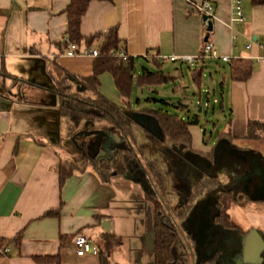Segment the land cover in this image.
I'll return each mask as SVG.
<instances>
[{
    "label": "crops",
    "instance_id": "0c3cea01",
    "mask_svg": "<svg viewBox=\"0 0 264 264\" xmlns=\"http://www.w3.org/2000/svg\"><path fill=\"white\" fill-rule=\"evenodd\" d=\"M202 1L91 0L82 16L80 33L84 37L101 36L89 45L84 40L76 43L77 49L98 50L102 35L116 28L121 50L135 60L131 95L123 98L107 71L98 77L97 92L127 108L132 116L143 114L137 145L147 158L154 156L143 148L142 139L165 143L159 146L163 152L173 147L199 157H220L225 168L219 178L225 183L242 181V175L233 171L234 163H229L231 147L264 170V141L247 138L248 121L264 123V64L256 60L264 54V5L241 0L245 20L236 23L231 20L233 0H208L212 7L208 41L219 55L250 66L246 80L232 79L228 63L220 59L186 63L153 56H196L201 51L206 27L193 3ZM68 3L0 0V241L9 246V253L0 255V264H101L98 253L75 254L72 241L78 233L85 234L97 250L102 234L120 237L121 243L112 249L107 264H152L147 245L152 215L148 220V202L140 182L115 171L100 175L89 165L83 171L75 170L62 183L59 180V163L82 153L80 140L95 141L99 152L102 143L111 139L106 155L123 141L108 123L75 122L60 114L57 107L58 97L51 89L57 80L68 81L71 90L80 96L94 97L92 91L81 86L79 78L92 75L95 57L65 54L69 43L65 12ZM150 49L152 54L148 55ZM145 70L160 71L170 80L140 85L137 77ZM187 76L196 90L191 91L192 82H181ZM205 80L207 87L211 84L213 91H218L216 103L220 108H228L225 126L213 123L208 135L199 114L189 109L187 102L190 98L193 105H211L209 92L202 88ZM169 86L172 94L167 93ZM137 90L151 92L153 96L147 100L161 106L149 108L137 96ZM167 106L182 112H170L164 108ZM158 109L197 120L188 125L189 144L164 141L147 112ZM223 140L228 146L222 145L220 148L225 150L219 153L216 145ZM66 141H74L77 154L62 149ZM162 170L165 173L163 165ZM245 184L250 192L228 203L227 232L238 231L243 236L254 230L264 237V180L253 175ZM49 211L54 213L47 214Z\"/></svg>",
    "mask_w": 264,
    "mask_h": 264
},
{
    "label": "trees",
    "instance_id": "16d2710c",
    "mask_svg": "<svg viewBox=\"0 0 264 264\" xmlns=\"http://www.w3.org/2000/svg\"><path fill=\"white\" fill-rule=\"evenodd\" d=\"M91 0H69L65 9L67 14V40L70 42L80 43L82 40L89 45L95 38L101 34L84 37L80 33V22L86 12ZM113 1V0H107ZM254 5H264V0H250ZM121 39L118 36L116 28L108 29L102 35V41L98 46V55L93 62V73L89 77L79 78L81 86L94 93V97H83L71 90V86L65 79L57 80L52 91L58 97V109L60 114L78 122L83 120L86 123L106 122L114 129L121 138L122 143L117 146L112 154H107L105 158L96 159L98 150L97 143L93 140H80L78 146L82 150L79 155L68 161L60 162L58 165V174L60 183L67 177L71 176L75 170H85L86 167L92 166L100 175L103 172L115 171L118 174H129L132 166H136L138 175L134 180L141 182L144 186V200L151 205L152 209V226L154 232V249L153 264H173L171 248L174 243V236L170 232L168 221L164 218L163 199L167 197L166 175L162 171V164L159 160L145 159L142 161L143 152L137 146V131L139 123L127 108L116 105L97 92L99 85V75L102 72H109L116 88L121 96L129 98L133 85V71L135 60L127 57L125 60L114 55V52L120 51ZM155 60V59H154ZM231 71V77L234 80H246L250 73V66L242 60H232L228 62ZM68 75V74H67ZM170 80V78L160 71L145 70L137 77V83L140 85L155 84ZM163 102H165L163 100ZM157 122L164 141L182 142L189 144L191 136L188 131V125L196 123L197 120L189 121L177 114L170 113L167 110H147ZM90 125H87V129ZM88 131V130H87ZM87 131L85 132L87 138ZM248 139H264V123L257 121H248L247 124ZM76 141V138H75ZM77 143V142H76ZM62 149L69 154H77L74 141L62 143ZM90 148L92 150H90ZM88 150L94 152L88 153ZM248 171L241 170L239 173L244 174ZM217 179L205 178L199 182L195 188L194 195H199L204 189H213ZM230 195H228L229 199ZM227 204H225L223 215L227 220ZM49 211L47 214H53ZM229 225V222H225ZM121 243L120 237L113 234H102L98 255L101 264H107L108 256L112 249ZM0 244H6L1 240Z\"/></svg>",
    "mask_w": 264,
    "mask_h": 264
},
{
    "label": "flooded vegetation",
    "instance_id": "af4514ba",
    "mask_svg": "<svg viewBox=\"0 0 264 264\" xmlns=\"http://www.w3.org/2000/svg\"><path fill=\"white\" fill-rule=\"evenodd\" d=\"M90 150L89 154L94 153ZM241 157L244 159L243 162L239 160L238 166L241 168H233L238 175H243L239 173L241 170L251 167V159L244 155ZM173 161L175 167L174 170L171 167L170 172L175 176H172V180L170 174L163 172L167 179L163 216L175 238L171 248L173 264H191V254H194L193 264L196 261L198 264H228V257L240 250L242 235L238 231L227 232L223 210L232 198L250 192L245 187V181L223 182L218 175L225 167L220 157L213 155L199 157L190 152L178 151ZM136 168L134 165L130 170L132 179L138 175ZM205 178H216L215 188L204 189L199 195H194L196 186ZM261 264H264V256Z\"/></svg>",
    "mask_w": 264,
    "mask_h": 264
},
{
    "label": "rangeland",
    "instance_id": "374dc122",
    "mask_svg": "<svg viewBox=\"0 0 264 264\" xmlns=\"http://www.w3.org/2000/svg\"><path fill=\"white\" fill-rule=\"evenodd\" d=\"M181 82L184 85H188L192 81L190 80V77L187 76V80L186 79H182ZM205 83H206V80H205V82H203V87L202 88H203V90L206 88L205 91L206 92H209V95H210L209 96L210 97L209 100H210V104L211 105H203V102H202L201 105H193L194 102L190 98L188 99L187 102L190 104L189 105V109H191L192 111H195L197 114H199V116H200V118L202 120V128H203V130L204 129L206 130V135H208L209 131H211V129H212V124L213 123H218V127L221 126L220 128H222V127L225 126V124H226L225 118L228 115V111H227L228 108L227 109H223V110L220 108V105H218L216 103V101L218 99V91L216 90L214 92L213 91L214 90L213 89V86L210 84L207 87V84H205ZM189 86H191L190 87L191 91L193 89L196 90L195 89V86L193 85V82ZM168 89L169 90H167V93L168 94H172L171 87L168 88ZM179 90L182 91L183 88H180ZM181 91H180V93H181ZM160 92H162V91H160ZM180 93L178 95H180ZM151 94H152L151 92H147V91H145V92H139L137 90V96H139L141 98L143 104H146L147 106H149V108H155V107L161 106V105H158L156 102H155V105H154V103L151 100H147L148 97L153 96ZM192 96L193 95H191L190 97H192ZM175 102H178V99H175ZM182 106L185 107V105H182ZM164 108L167 109L170 112H176V113H181L182 112L181 110H176V108H172L171 106H167V107H164ZM179 109H183V108L181 107ZM137 137H138V139L140 137L139 130L137 131ZM140 139H141V137H140ZM260 140H263L264 141V139H260ZM141 143L143 145V148L145 147L146 150L149 152L150 156H154L152 158H147L146 157V152H143L142 151L143 152V157H141L142 158V161L145 160V159H149V160H159L162 163L165 172L167 174H170L171 180H172V176H175V175H172L173 173L170 172V169L172 167V169L174 170L175 161H173V159L176 158V154L178 153L179 150L178 149H174L172 147L168 151L163 152L164 149H159L160 144H161V146H164L165 145V143H163V142L158 144V143L152 142V141H143V139H142ZM171 144H173V143H171ZM147 155H148V153H147ZM173 181H174V179H173ZM149 205L150 204L148 203V212H149V214H148V220H150L151 215H152V213L150 212L151 211V206H149Z\"/></svg>",
    "mask_w": 264,
    "mask_h": 264
},
{
    "label": "built area",
    "instance_id": "2783aa9c",
    "mask_svg": "<svg viewBox=\"0 0 264 264\" xmlns=\"http://www.w3.org/2000/svg\"><path fill=\"white\" fill-rule=\"evenodd\" d=\"M234 4V12L232 15V22L236 23H241L245 20L242 9H241V0H233ZM194 8L199 11L202 15H207L208 18L211 17L212 15V7L211 4L208 0H203L200 3L194 4ZM205 27L207 26V20L203 21ZM68 47L65 51V54L67 56H75V55H91L93 57L98 55V50L97 49H83V50H78L77 44L75 42H70L68 41ZM148 55L152 54V50L150 49L147 52ZM115 56L120 57L121 59L125 60L128 55L124 53V51L120 50L117 52H114ZM146 55V56H148ZM156 58L166 61V60H182L186 63H192L195 59H220L221 61L228 63L231 61V58L226 55H219L214 48L213 44L210 41H205L202 45L201 51L196 55V56H164V55H153ZM257 62L264 64V54L261 56H258L256 58ZM72 245L75 250V254L77 256H83L85 254H88L90 252L98 253L97 249H93L92 244L89 240V238L83 234V233H78L77 235L74 236ZM9 253V246L4 244H0V255L5 256Z\"/></svg>",
    "mask_w": 264,
    "mask_h": 264
},
{
    "label": "water",
    "instance_id": "95a60500",
    "mask_svg": "<svg viewBox=\"0 0 264 264\" xmlns=\"http://www.w3.org/2000/svg\"><path fill=\"white\" fill-rule=\"evenodd\" d=\"M203 21L207 20V26H206V33L203 37L204 41H208L209 37V32L212 30V21L210 18H208L207 15H202ZM187 105H185L186 107ZM141 113H136L134 115V118L136 121L139 123L140 126H143V121H141ZM152 117V116H151ZM153 118V117H152ZM154 119V118H153ZM156 122V121H155ZM157 124V122H156ZM158 126V124H157ZM119 138V137H118ZM111 140V139H110ZM109 140V141H110ZM108 140L104 141L102 143V149L98 152L97 158L98 157H103L105 156V151H107V145L110 144ZM226 144V141H220L217 143V147L220 148L222 145L224 146ZM228 146V144H226ZM223 149H219L218 152L221 153ZM230 156V161L229 163H234V166H238L239 160L243 162V158L241 157V153L237 152V150L233 147L229 149L228 152ZM250 165L251 167L248 168L246 173L242 175V181H248L250 183L251 178L253 175L257 176L261 181L264 180V170L261 168L257 162H254V160H250ZM261 169V170H260ZM141 183V182H140ZM152 225V224H151ZM147 239H148V252L152 255L153 254V249H154V232L152 229V226L150 227L148 233H147ZM239 252L238 253H233L232 256L228 257V264H261L263 261V254H264V237L262 234H257L254 230L249 231L248 234L241 236V241H240V247H239ZM191 264H193L194 261V254H191ZM196 264L197 261H196Z\"/></svg>",
    "mask_w": 264,
    "mask_h": 264
}]
</instances>
